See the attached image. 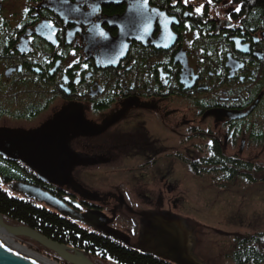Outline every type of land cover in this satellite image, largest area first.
<instances>
[{
	"label": "flooded vegetation",
	"instance_id": "flooded-vegetation-1",
	"mask_svg": "<svg viewBox=\"0 0 264 264\" xmlns=\"http://www.w3.org/2000/svg\"><path fill=\"white\" fill-rule=\"evenodd\" d=\"M9 131L47 135L66 178L74 165H142L141 182L103 195L113 216H135L133 228L150 221L135 241L141 249L175 259L168 241L178 233L171 225L179 198L168 201L164 192L178 184H159L171 171L165 178L145 169L183 163L214 178L236 165L237 180L261 173L264 0H0V132ZM0 162L22 165L1 154ZM22 176L7 184L38 185L76 211L99 210L103 234L134 244L102 206L87 208L74 182L65 192L33 172ZM97 255L89 254L94 263L108 262Z\"/></svg>",
	"mask_w": 264,
	"mask_h": 264
},
{
	"label": "rangeland",
	"instance_id": "rangeland-1",
	"mask_svg": "<svg viewBox=\"0 0 264 264\" xmlns=\"http://www.w3.org/2000/svg\"><path fill=\"white\" fill-rule=\"evenodd\" d=\"M88 116L91 117L90 114H88ZM96 120H98V118ZM31 134L33 135V133ZM84 145L90 147L92 142L85 141ZM2 164L8 165V163L4 162H2ZM18 166H20L22 170V174H18L19 177H24L22 175H25L26 171L32 173L23 165L18 164ZM77 167V165L73 166V169H71L73 171H71L69 178L65 177L69 174L68 172H62L59 178H57V183L68 188V185H73V176H75L76 180L82 182L87 188L102 191L100 196L104 197L103 194L112 191L114 185L116 188L120 185L123 186L122 183L126 185L128 182L137 185L143 180L140 179L141 171L143 170L142 165L135 163L115 162V164ZM152 170L155 171L154 174L158 177L164 175L165 178L168 176L169 171L172 172L171 176L166 178V180H161L159 178V184L167 181L166 184L174 182L176 185H179V187L178 185L174 186L169 191L170 193L172 192L173 195L169 192H164L166 195L165 199L173 201L179 198V202H177L178 205L174 210L176 212L181 211L180 213H183L187 220L177 219L179 214L175 215V212L172 213L174 216L172 219H174L173 221L181 230L187 242L189 253L196 257L200 263L264 264V164L261 166V173L255 175L254 178L241 180L230 178L228 180V189L218 184L216 178L213 179L212 183L211 177L199 178L195 176L190 172L188 165L183 163L175 165H148L145 172H152ZM1 181L2 178L0 177L1 188L10 196L27 198L19 190H14L11 185ZM175 181H177V183ZM50 184L55 185L56 183ZM223 184H226L225 180ZM129 188L128 186V189ZM62 189L65 190L66 188L59 187L58 190L62 191ZM121 191L123 193L127 192L122 188ZM151 197L153 196L150 195L149 198ZM84 198H86V202L89 203L87 204L88 209L93 207V209L96 210L98 206H102L101 209L105 212V216L110 217V219L112 217V226L123 235L128 236L130 239L132 238L134 243L138 238L132 235L134 228L138 235L148 233L150 225L148 222L150 221L145 222L144 227H141L140 230L136 229V227L133 228L135 216L125 211H118L115 216H113L111 214L112 203L107 197H104L105 199L102 200L100 198L97 199L91 194H85ZM154 201L155 199L152 203H154ZM31 203L34 204L35 207L45 208L48 211L50 210L49 207L42 204L40 201H31ZM167 204L168 202L166 201L161 206L165 205L163 208L166 209ZM96 212L101 214L99 210ZM261 233H263L262 236ZM255 235L261 237V244H256L254 241L256 240L254 237ZM19 241L32 250L39 251L41 248L39 245H35L25 239ZM137 246H140V244ZM150 254L159 257L156 253ZM52 255L55 256L54 253ZM97 256H101L102 258L108 257L113 260L107 259V263H102L98 259V264H119L109 254L101 253Z\"/></svg>",
	"mask_w": 264,
	"mask_h": 264
},
{
	"label": "water",
	"instance_id": "water-1",
	"mask_svg": "<svg viewBox=\"0 0 264 264\" xmlns=\"http://www.w3.org/2000/svg\"><path fill=\"white\" fill-rule=\"evenodd\" d=\"M0 154L14 160H20L29 170L34 171L40 178L41 181L56 183L58 184V179L63 170L67 167L64 161L54 154V151L49 142L47 135H35L31 133H17V132H0ZM20 192L24 195H27L29 198H36L41 202H46L47 205H50L56 208L60 213L67 214V217L76 220L77 222H82L88 224V226L95 229L101 230V227L104 225L103 220L100 218L99 213L97 212H86L80 213L71 209L67 204L62 206L63 210L60 211V202H57V198L42 188L27 184V183H18L16 185ZM4 218L0 214V227L6 228L10 236L20 237L22 235L33 238L35 241L40 243V245L50 248L55 251L64 260L71 262L72 264H91V261L82 254L75 250L63 246V244H58L56 241L47 239L38 234H29L24 232L20 227H11L4 223ZM3 228V229H4ZM171 228H174V225H171ZM164 235V234H163ZM174 235V234H173ZM175 236V235H174ZM164 236L157 235L156 244H161ZM169 242L168 244H172ZM66 247V248H65ZM73 250L74 254L66 252V250ZM157 256L161 257L158 253ZM165 260L175 262L174 259L168 257H162ZM191 264H199L196 262L190 261ZM0 264H42L36 260L28 258L21 254L19 251L8 246L6 243L0 240Z\"/></svg>",
	"mask_w": 264,
	"mask_h": 264
},
{
	"label": "trees",
	"instance_id": "trees-1",
	"mask_svg": "<svg viewBox=\"0 0 264 264\" xmlns=\"http://www.w3.org/2000/svg\"><path fill=\"white\" fill-rule=\"evenodd\" d=\"M15 170V172H13ZM18 171V172H17ZM13 173V174H12ZM19 169L16 166L0 162V177L4 183L11 178H19ZM0 213L5 220L31 226L46 237L59 241L62 244L78 247L91 254H109L119 264H172L153 258L152 255L141 254L132 247L118 242H112L102 235L81 230L72 222L61 216L35 207L34 204L10 196L1 188L0 183Z\"/></svg>",
	"mask_w": 264,
	"mask_h": 264
},
{
	"label": "bare ground",
	"instance_id": "bare-ground-1",
	"mask_svg": "<svg viewBox=\"0 0 264 264\" xmlns=\"http://www.w3.org/2000/svg\"><path fill=\"white\" fill-rule=\"evenodd\" d=\"M9 132H17V133H20L21 131H9ZM22 133H24V132H22ZM70 146H71V143H68L67 144V147L70 149ZM54 154L55 155H57V152H54ZM59 156V155H58ZM60 158H61V156H59ZM261 159L262 160H264V155L263 156H261ZM22 163V162H21ZM235 167H237L236 165H234ZM234 166L233 165H231L230 166V168H228V169H225V168H220V169H216V171L217 172H215V173H212V174H210L209 176H214V178H216V182L218 183V184H221L222 185V187H225L226 189H228V181H226V179H228V178H226L225 179V177H231L232 179H234L233 178V176H231L232 175V173L234 172ZM78 167H80V166H78ZM77 167V168H78ZM17 168L19 169V171L22 173V170H21V168H20V166H17ZM13 172H15V170L13 171ZM209 173V172H208ZM208 173H206V174H208ZM13 174V173H12ZM36 175V177H37V180L39 181V182H42V183H46V184H49V182H45V181H41L40 180V178H39V176L37 175V174H35ZM229 175V176H228ZM214 178H212L211 179V182L213 183V179ZM236 179V178H235ZM234 179V180H235ZM225 180V182H226V184H223V181ZM229 180V179H228ZM1 182H3V180L1 181ZM73 182L75 183V184H77V187L79 188V189H81V192H82V194H88V192H86V189L84 190L83 188H82V186H81V184L78 182V181H76V180H73ZM4 183V182H3ZM19 183H23V182H19ZM56 185H59V184H55V186ZM17 186L15 185V186H13V189L14 190H17ZM221 189V188H220ZM229 190H231V189H229ZM65 192H72L73 190L71 189V188H66L65 190H64ZM222 191V190H221ZM76 194V193H75ZM64 195H67V193H64ZM78 195V194H77ZM89 195V194H88ZM26 197H27V195H25ZM55 196V195H54ZM100 195H95V197L97 198V199H99L100 197H99ZM221 196V195H220ZM222 197V196H221ZM57 198V197H56ZM18 199H21V200H23V201H28V202H30L31 203V201H39L38 199H36V198H29V197H27L26 199H24V198H18ZM101 199V198H100ZM57 202H60L61 204H60V211L61 210H63V206H62V204L64 205V203H63V199H61V197L59 198H57ZM41 202V201H40ZM42 203H44V202H42ZM45 204H46V202H45ZM47 205V204H46ZM47 207H49L50 208V212H52L53 214L54 213H57V209L56 208H52V206H50V205H47ZM99 207V206H98ZM53 210V211H52ZM56 210V211H55ZM173 212H175V215L176 214H179L177 217V219H179V220H187L186 219V216L183 214V213H180L181 211H178V212H176L175 210L173 211ZM1 214V213H0ZM2 215V214H1ZM57 215H59V216H61L64 220H65V218L62 216V214L59 212ZM66 216H67V214H65ZM3 216V215H2ZM3 218H4V223L6 224V225H8V226H11V227H16V228H21L24 232H27V233H29V234H38V235H41V236H43V237H45V238H47V239H50V238H48V237H46L45 235H43V234H41L39 231H37V230H35V229H33L31 226L29 227V226H27V225H24V224H20V223H18V222H16V223H13V221L12 222H8L7 220H5V217L3 216ZM67 221H69V222H74V219H72V217L70 218V220H68V219H66ZM76 221V220H75ZM88 225V224H87ZM80 230H81V228L83 229V230H87V231H89V228L88 227H83V225L82 224H78V225H76ZM4 228V227H3ZM1 228L0 227V240L2 241V242H4V243H6L8 246H10V247H12V248H14L15 250H17V251H19L21 254H24V256H26V257H28V258H31V259H33V260H36V261H38V262H41L42 264H72L71 262H68V261H66V260H64L63 258H61L59 255H57L56 253H55V251L54 250H52V249H50V248H46L45 246H43V245H40V243H38L37 241H35V239H33V238H29V237H26V236H24V235H22V236H20V237H17V236H10V235H8V232L5 230L6 228ZM178 233H174L176 236H174V238H171L170 239V241H168V243L169 242H173V243H175V242H179V245H180V243H182V246H186L187 247V245H186V243H183L184 242V237H183V234H182V232L181 231H177ZM140 234V233H139ZM263 235V233H261V236ZM264 236V235H263ZM133 237H138L137 238V241H139L143 236L140 234V235H138V234H133ZM255 238H256V240H254L255 242H256V244L257 243H259V244H261L260 243V239H261V237H259V236H254ZM21 239H25V240H27V241H30V242H32L33 244H35V245H39L40 247V249H39V251H41V252H39V251H36V250H32V249H30L28 246H25L24 244H22V242H20L19 240H21ZM139 239V240H138ZM165 239H167V238H165ZM51 240H53V239H51ZM53 241H55V240H53ZM175 241V242H174ZM56 243H58V244H61L62 245V243H60L59 241H56ZM120 243H122V244H129V242H127L126 240H123V241H120ZM165 244H167V243H165ZM136 245H138V243H135V244H132V246L131 247H134V246H136ZM170 245V246H169ZM169 245H167V246H169V247H172V248H174L175 249V251H177V252H175L176 254H175V259L174 258H172V259H174L175 260V262H171V261H166V260H162V261H166V262H169V263H172V264H191L190 263V261H192V262H196V263H199V264H201L197 259H196V257H194L193 255H191V253H189V251H188V248H187V250L186 249H184V248H182V247H179V246H176V245H172V244H169ZM63 246H66L67 248H70V249H72L73 248V250H75V251H77V252H81L82 254H84L88 259H89V261H91V264H96V263H94L92 260H91V258H90V256H89V252L88 251H85V250H82L81 248H78V247H72V246H70V245H65V244H63ZM65 247V248H66ZM129 247H130V245H129ZM142 247L141 246H138V247H136V248H133V249H135L136 251H138L139 253H141V254H146V253H148L147 251H151V250H145V249H141ZM70 249H68V250H66V252H68L69 251V253H71V254H74V252H73V250L71 251ZM44 253V254H43ZM55 254V256H53L52 254ZM161 257H168V256H162V252H161V254H159ZM166 255H169V254H166ZM52 258H54V259H52ZM153 258H160V257H156V256H153ZM168 258H171V257H168ZM185 261H183V260ZM187 260V261H186ZM187 262V263H186Z\"/></svg>",
	"mask_w": 264,
	"mask_h": 264
},
{
	"label": "snow or ice",
	"instance_id": "snow-or-ice-1",
	"mask_svg": "<svg viewBox=\"0 0 264 264\" xmlns=\"http://www.w3.org/2000/svg\"><path fill=\"white\" fill-rule=\"evenodd\" d=\"M186 2H187V0H185V3H186ZM239 10H240L239 8H236V11H239ZM196 11H197V12H200L201 9H200V8H197ZM229 18H230V17H229ZM101 34L103 35V33H101Z\"/></svg>",
	"mask_w": 264,
	"mask_h": 264
}]
</instances>
